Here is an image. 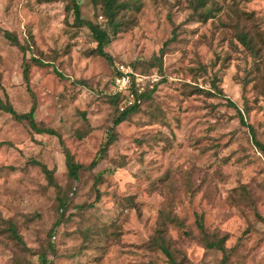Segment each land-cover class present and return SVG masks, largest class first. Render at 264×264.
<instances>
[{"label":"rangeland","instance_id":"obj_1","mask_svg":"<svg viewBox=\"0 0 264 264\" xmlns=\"http://www.w3.org/2000/svg\"><path fill=\"white\" fill-rule=\"evenodd\" d=\"M76 1L105 25L100 0ZM70 2L0 0V96L19 112L35 104L63 138L0 110V264H39L41 253L53 264H174L163 241L178 264H264V152L250 130L264 143V0H120L112 62ZM118 64L150 97L74 180L65 147L88 166L112 132L111 100L121 111L133 99ZM220 239L224 249L209 245Z\"/></svg>","mask_w":264,"mask_h":264},{"label":"trees","instance_id":"obj_2","mask_svg":"<svg viewBox=\"0 0 264 264\" xmlns=\"http://www.w3.org/2000/svg\"><path fill=\"white\" fill-rule=\"evenodd\" d=\"M70 1L71 2L69 5V8L73 10L75 21L77 22V24L86 25L90 29L95 40L97 41L96 52L99 55L105 57L108 61L112 62L113 57L111 56L109 52L106 51L105 46L109 41V37H110L109 30L112 29L114 34L118 33L119 31V24H120L119 13H120V9L123 8V2H120V0H100L103 6L104 15L106 18L105 25L101 26L98 23H94L92 21L84 19L82 17V10H81L80 4L76 0H70ZM199 1L201 3H204V0H199ZM4 35L7 39L12 41L13 43L20 45L18 37L14 33L10 32L9 30H4ZM239 38L241 42L243 43V45H245L254 55L257 54L256 47L253 42V38L249 36L247 31H243V30L240 31ZM35 61H37V63H42L41 60L39 59H35ZM23 66H24L23 68L24 78L28 80L29 74H30V63L25 62ZM151 91L152 89L147 92H143L139 94L137 99L142 100V99L150 97ZM111 104L114 110L118 112L117 115L113 118L112 132L109 134L108 139L101 144L98 150L97 156L91 161V163L88 166H86L85 164L76 162L73 153H71V151L67 147H65L64 152H65L66 166H67L68 175L70 176V178L74 180H78L82 169H85L86 167L92 168L98 164L99 159L104 157L105 152L108 149V146L116 138V133H117L116 126L122 123L123 121L127 120L132 113L136 112L139 109L141 105L140 102H136L134 105L128 108H125L124 110L119 111L118 104L115 99L111 100ZM229 104L236 106V104L231 100H229ZM0 110H3L9 113L14 119L18 121L26 122L33 132L49 133V134L57 135L60 141L63 142L62 136L55 129L51 127L43 126L37 122L35 118V110H36L35 104H33L28 111L19 112L12 105V103L8 100V96L5 95V98H2L0 96ZM240 115H241V122L245 125H248L241 111H240ZM250 130L253 135L256 146L262 152H264V143L256 139L255 131L252 126H250ZM5 143L6 142L4 141H0V145L5 144ZM42 167H43L44 172L46 173V176L49 182L52 184H55L53 171L49 169L46 165H43ZM59 205L63 209L65 205V201L61 200ZM60 221L61 220L59 219L58 223H60ZM197 225L201 230L205 229L202 216L198 214H197ZM9 230L11 231L14 237H16L20 242H23L21 237L18 235L13 224L9 225ZM53 232L54 230L51 229L50 234ZM222 242H223V239H220V240L209 243V245L211 247L217 245L219 248L224 249ZM160 246L162 250L171 258V260H173V263L178 264L172 258L171 252L169 248L164 244V241H163V244H161ZM39 264H53V261L47 257L46 253H41Z\"/></svg>","mask_w":264,"mask_h":264},{"label":"built area","instance_id":"obj_3","mask_svg":"<svg viewBox=\"0 0 264 264\" xmlns=\"http://www.w3.org/2000/svg\"><path fill=\"white\" fill-rule=\"evenodd\" d=\"M131 73H132V70H129V68L125 66L124 64L117 65V75H116L115 80L118 85V89L124 90L127 88V91L133 97L132 101H130L129 106H126V108L134 105L136 102H140L141 100L137 99V97L139 94L143 93L142 90H139V89H137L138 93L133 90L134 85H139L140 78L139 76L135 78L134 76H132ZM122 109L124 110L125 108H122Z\"/></svg>","mask_w":264,"mask_h":264}]
</instances>
